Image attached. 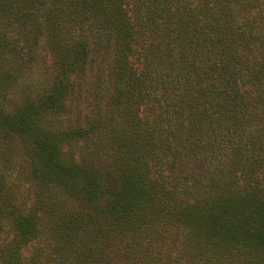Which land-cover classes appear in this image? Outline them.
Returning <instances> with one entry per match:
<instances>
[{
    "label": "trees",
    "instance_id": "16d2710c",
    "mask_svg": "<svg viewBox=\"0 0 264 264\" xmlns=\"http://www.w3.org/2000/svg\"><path fill=\"white\" fill-rule=\"evenodd\" d=\"M262 107L264 0H0V264H264Z\"/></svg>",
    "mask_w": 264,
    "mask_h": 264
},
{
    "label": "rangeland",
    "instance_id": "374dc122",
    "mask_svg": "<svg viewBox=\"0 0 264 264\" xmlns=\"http://www.w3.org/2000/svg\"><path fill=\"white\" fill-rule=\"evenodd\" d=\"M37 52H39V55L41 57V59L39 58V61L36 63V66L34 68V73L32 75V78L34 79L33 82H30V85L33 83H36L37 80H39V82H42V79H43V73H44V70H43V62H45V59L48 60V58L46 57V52H44L41 49L37 50ZM45 58V59H44ZM30 67V66H29ZM28 67V68H29ZM19 91H20V87H17L15 89H13L10 94H8L7 96V105L9 108H13L15 106H18L20 104V94H19ZM263 111V112H262ZM257 113H260L259 116H261V121L256 124V127L264 130V107H262V110L261 108L259 109V111ZM254 128H252L253 130ZM254 132V130H253ZM261 133H263V131H261ZM237 141V140H235ZM13 147L17 150H19V154L17 155V160L18 162L20 163L22 160V162H24V159H22V151H21V148H20V145L18 144V142H15L13 143ZM22 172V171H21ZM24 173V172H22ZM25 174V173H24ZM112 264H135L133 262H130V261H127L126 259H124V257H119V258H115L113 261H112Z\"/></svg>",
    "mask_w": 264,
    "mask_h": 264
}]
</instances>
